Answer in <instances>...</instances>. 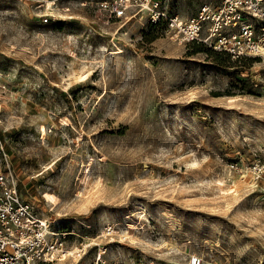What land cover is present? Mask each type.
<instances>
[{
  "label": "rangeland",
  "instance_id": "1",
  "mask_svg": "<svg viewBox=\"0 0 264 264\" xmlns=\"http://www.w3.org/2000/svg\"><path fill=\"white\" fill-rule=\"evenodd\" d=\"M49 5L65 21L44 22ZM147 17L0 0V156L70 246L125 264H264V61L179 44Z\"/></svg>",
  "mask_w": 264,
  "mask_h": 264
},
{
  "label": "built area",
  "instance_id": "2",
  "mask_svg": "<svg viewBox=\"0 0 264 264\" xmlns=\"http://www.w3.org/2000/svg\"><path fill=\"white\" fill-rule=\"evenodd\" d=\"M167 1L97 0V6L125 23L147 14V24L161 26L163 34L179 44H202L233 58L264 61V0H210L188 18L170 13ZM52 10L47 6L44 22L65 21ZM10 165L7 153L0 156V264H125L107 259L108 249L97 243L70 246L73 232L56 230L38 215L35 205L22 197ZM106 231L111 236V227ZM92 246L98 249L89 258ZM203 263L196 254L189 260Z\"/></svg>",
  "mask_w": 264,
  "mask_h": 264
},
{
  "label": "bare ground",
  "instance_id": "3",
  "mask_svg": "<svg viewBox=\"0 0 264 264\" xmlns=\"http://www.w3.org/2000/svg\"><path fill=\"white\" fill-rule=\"evenodd\" d=\"M42 130L45 132V134H47L46 127L42 126ZM87 178H88V177H87ZM46 198H47V200H48L49 202H51L52 204H54L55 201H56V197H55L53 194H51V193H46ZM111 230L114 231V228H111Z\"/></svg>",
  "mask_w": 264,
  "mask_h": 264
},
{
  "label": "trees",
  "instance_id": "4",
  "mask_svg": "<svg viewBox=\"0 0 264 264\" xmlns=\"http://www.w3.org/2000/svg\"><path fill=\"white\" fill-rule=\"evenodd\" d=\"M152 27H154V26H152ZM156 27V26H155ZM202 45V44H201ZM210 49V48H209ZM218 52V51H217ZM251 59H257V58H251Z\"/></svg>",
  "mask_w": 264,
  "mask_h": 264
}]
</instances>
